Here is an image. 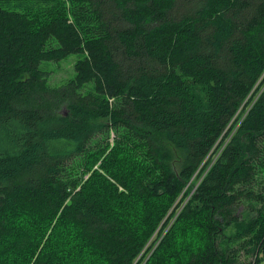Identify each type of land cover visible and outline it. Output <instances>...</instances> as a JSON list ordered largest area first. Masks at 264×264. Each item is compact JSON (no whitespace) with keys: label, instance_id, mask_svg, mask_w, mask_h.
<instances>
[{"label":"trees","instance_id":"trees-1","mask_svg":"<svg viewBox=\"0 0 264 264\" xmlns=\"http://www.w3.org/2000/svg\"><path fill=\"white\" fill-rule=\"evenodd\" d=\"M0 264H264V0H0Z\"/></svg>","mask_w":264,"mask_h":264},{"label":"rangeland","instance_id":"rangeland-1","mask_svg":"<svg viewBox=\"0 0 264 264\" xmlns=\"http://www.w3.org/2000/svg\"><path fill=\"white\" fill-rule=\"evenodd\" d=\"M77 57L78 54H71L64 60L49 62L47 65L49 71L48 83L50 85H56L72 78L74 75V63ZM112 135L111 133V136ZM110 140H112V137H110ZM195 180L196 178H192L189 183L193 185Z\"/></svg>","mask_w":264,"mask_h":264}]
</instances>
